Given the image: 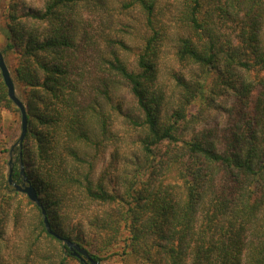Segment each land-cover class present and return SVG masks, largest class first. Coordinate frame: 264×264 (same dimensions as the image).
Returning a JSON list of instances; mask_svg holds the SVG:
<instances>
[{
	"label": "trees",
	"instance_id": "obj_1",
	"mask_svg": "<svg viewBox=\"0 0 264 264\" xmlns=\"http://www.w3.org/2000/svg\"><path fill=\"white\" fill-rule=\"evenodd\" d=\"M172 32L177 98L164 114L159 63ZM0 36L27 119L21 146L0 144V264H85L47 233L41 207L99 264L116 253L126 264H264V0H0ZM117 84L135 102L126 125L141 153L120 185L109 183ZM0 109L20 119L1 76ZM110 143V172L96 176ZM9 168L40 206L8 184ZM24 205L36 225L18 257L5 231L11 220L18 236Z\"/></svg>",
	"mask_w": 264,
	"mask_h": 264
},
{
	"label": "rangeland",
	"instance_id": "obj_2",
	"mask_svg": "<svg viewBox=\"0 0 264 264\" xmlns=\"http://www.w3.org/2000/svg\"><path fill=\"white\" fill-rule=\"evenodd\" d=\"M33 2H35V5H38V0H33ZM140 21L141 18H139L138 15H135L133 19H131L129 22L130 26L134 29H132V35H130L131 38L129 40L130 50L126 51L123 55L125 61L131 68L135 66L134 52L138 44L137 37H139L140 34ZM173 34L174 32L170 34L172 36L171 40L169 43H167V45H165L159 63L158 83L160 89H162L167 94L168 100V103L164 110V114H169L172 111L177 98V91L175 89L174 82L171 79V73L178 72V68L176 67L175 62L173 60ZM117 35L120 36L119 33H117ZM0 45H3L2 36H0ZM101 47L102 49H104L106 54L110 50L103 43L101 44ZM3 59L4 62H9V64L13 63V56H3ZM190 71L191 69L188 71H184V75L186 78H188ZM112 99L114 104L117 101L121 103V113H113L114 124L112 126V132L117 137V140L112 142L118 150L119 161L117 162L116 171H113L112 174H109V183L113 182L115 184L120 185L124 184L127 181V179L130 177V175L136 168V163H140L139 159L141 160V153L138 147V134L135 133L132 128H130L131 130H129L126 125L127 119L135 116V114L137 113V109L134 100L129 95L128 90L125 88V86L117 84L115 87H113ZM224 121V119H220V126L222 125V123L224 124ZM211 124L215 125L214 123ZM19 135V116L14 113H8L0 109V144L4 143V141H8L9 144H13V142L17 139V137H19ZM112 149L113 145L110 143L108 145V149L102 150V153L98 155L96 159V176L103 171H106L108 173L110 172L108 165L111 159ZM8 160L10 161V163H12L14 161L13 156H9ZM23 210L25 211V217H23L22 219L23 227L18 228V236L13 231V222L11 220L6 224L5 231V237L8 239V241L14 244H18V257L22 256L21 250H27L26 246L24 247L23 245L25 242V238L32 234V231L36 225V217L33 210L25 205ZM12 249L13 248H11L10 250ZM118 251L120 252L119 249L115 250V252ZM116 254L118 255H108V257H103L100 264H126L123 261L122 256H120L119 253ZM67 264H78V262L76 260L68 259Z\"/></svg>",
	"mask_w": 264,
	"mask_h": 264
},
{
	"label": "water",
	"instance_id": "obj_3",
	"mask_svg": "<svg viewBox=\"0 0 264 264\" xmlns=\"http://www.w3.org/2000/svg\"><path fill=\"white\" fill-rule=\"evenodd\" d=\"M0 76L7 89V95H8L9 100L14 104V106L20 112V135L18 138V143H19V146H21L24 140L26 131H27V119H26L25 106L16 94L14 83L10 76L9 70L4 62L3 55L1 54V52H0ZM19 156L21 158V153H19ZM21 174L23 175L22 168H21ZM8 184L12 186L16 192L25 195L30 202L40 206V203L36 195V191L33 188V186L30 185L29 180L24 176L23 183L18 185L11 178V168H9ZM41 214L43 216V224L45 226L47 233L57 238L63 245L67 246V248L70 250L73 257L77 258L80 262H84L85 264H99V262L93 260L89 256L85 248L80 247L78 244L70 240L60 237L54 231H52L50 224L45 216V211L42 209V207H41Z\"/></svg>",
	"mask_w": 264,
	"mask_h": 264
}]
</instances>
